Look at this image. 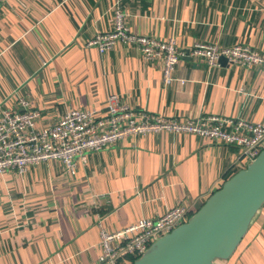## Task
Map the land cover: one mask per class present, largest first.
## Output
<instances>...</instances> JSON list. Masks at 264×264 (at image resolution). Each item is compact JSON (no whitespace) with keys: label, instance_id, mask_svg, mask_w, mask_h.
Here are the masks:
<instances>
[{"label":"crops","instance_id":"crops-1","mask_svg":"<svg viewBox=\"0 0 264 264\" xmlns=\"http://www.w3.org/2000/svg\"><path fill=\"white\" fill-rule=\"evenodd\" d=\"M175 39L183 53L174 80L161 61L117 42L88 46L114 30ZM248 46L264 55V0H4L0 5V117L37 110L38 129L74 109L120 106L179 120L218 116L264 124V66L209 67L196 43ZM184 81V82H182ZM26 174L0 175V264H99L101 234L157 219L176 206L194 213L248 163L242 150L195 134L127 137ZM220 264H264V206L235 254Z\"/></svg>","mask_w":264,"mask_h":264},{"label":"built area","instance_id":"built-area-1","mask_svg":"<svg viewBox=\"0 0 264 264\" xmlns=\"http://www.w3.org/2000/svg\"><path fill=\"white\" fill-rule=\"evenodd\" d=\"M4 0H0V5ZM135 45L150 61H161L164 81L174 80V71L183 53L175 39L161 41L155 37L129 32L121 11L115 12L114 30L96 35L88 46L104 54L117 42ZM194 57L205 58L209 67L219 65L221 57L228 64L248 68L264 66V55L248 46L222 47L218 44L196 43ZM184 82V81H182ZM23 112L5 109L0 117V175L9 172L26 174L32 167L60 161L68 174L75 173L77 157L99 151L131 136L176 133L195 134L204 139L236 146L242 150L247 163L254 161L264 150V124L245 120L201 116L179 120L136 110L118 104V97L108 99L106 114L92 110L74 109L55 124L38 129L41 113L28 109L27 100L20 101ZM194 214L186 206H176L157 219H142L127 228L101 234L102 254L99 264H131L143 255L162 236L186 223Z\"/></svg>","mask_w":264,"mask_h":264},{"label":"water","instance_id":"water-1","mask_svg":"<svg viewBox=\"0 0 264 264\" xmlns=\"http://www.w3.org/2000/svg\"><path fill=\"white\" fill-rule=\"evenodd\" d=\"M220 63H228L221 57ZM264 206V150L212 193L189 220L155 241L131 264L228 261Z\"/></svg>","mask_w":264,"mask_h":264},{"label":"trees","instance_id":"trees-1","mask_svg":"<svg viewBox=\"0 0 264 264\" xmlns=\"http://www.w3.org/2000/svg\"><path fill=\"white\" fill-rule=\"evenodd\" d=\"M233 175H234V174H233ZM233 175H229V176L226 178V181L229 180ZM221 187H222V186H221ZM221 187H220V188H221ZM133 260H134V259H132L131 262H134Z\"/></svg>","mask_w":264,"mask_h":264}]
</instances>
